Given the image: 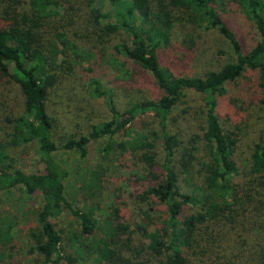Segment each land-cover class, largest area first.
<instances>
[{
  "label": "trees",
  "instance_id": "trees-1",
  "mask_svg": "<svg viewBox=\"0 0 264 264\" xmlns=\"http://www.w3.org/2000/svg\"><path fill=\"white\" fill-rule=\"evenodd\" d=\"M175 29L189 32L184 48ZM201 31L235 59L183 75ZM190 91L209 150L192 191L175 161V110ZM70 97L100 102L105 117L57 122L51 109ZM237 99L264 106V0H0V199L33 208L32 264H264V144L241 173L220 122ZM97 146L104 162L69 189L59 156L91 164ZM10 236L0 232V264H22Z\"/></svg>",
  "mask_w": 264,
  "mask_h": 264
},
{
  "label": "rangeland",
  "instance_id": "rangeland-1",
  "mask_svg": "<svg viewBox=\"0 0 264 264\" xmlns=\"http://www.w3.org/2000/svg\"><path fill=\"white\" fill-rule=\"evenodd\" d=\"M108 9L109 5L106 3L103 10L100 11L101 14L105 15ZM186 36L189 37L188 31L181 33L175 29L171 42L177 44L178 48H184L185 45L182 42L184 40L187 43ZM192 41L195 44L194 56L183 75L203 76L206 72L218 70L235 59L229 43L213 31L196 33L192 35ZM176 55L180 56V53H176ZM76 93L80 95L79 97L83 96L81 91ZM86 99L87 101L85 98L81 100V98L70 97L66 106H60L61 99H59L57 104L51 109L52 118H57V122L65 123L69 121L71 115L86 112L93 113L95 118L105 117L103 106L100 102L87 97ZM201 105V95L190 91L184 93L175 110L177 114L185 118L182 122L181 141L175 161L178 169L183 172L180 175V181L184 183L188 191L201 186L203 181L202 174H199V171L202 169V164L207 161L209 151L202 139H199L202 133L199 119V111L202 109ZM231 106H224L220 109V122L226 133L231 135L232 140H234L233 157L240 168V172L245 173L251 163V155L255 146L264 144V106L254 102H247L245 99H237ZM99 146H97L93 157L89 161L92 162L91 164L84 162L85 160L83 161L76 154L59 156V159L68 162L71 168V177L67 184L69 189H78L80 184L89 178L88 171L89 175L91 174L89 167L98 166L99 162H104L98 155ZM182 157L183 159H191L188 166L189 172L187 173L184 172V168H181L180 160ZM36 162L33 153H31L27 161L28 165L34 166ZM106 175L108 176L109 174L107 173ZM18 199V194H9L1 197L0 232H9L11 234L14 260L22 264H32L34 259L26 255L23 248L25 243L23 236L25 235L24 230L35 224L33 208L31 206L25 209L20 208L16 204Z\"/></svg>",
  "mask_w": 264,
  "mask_h": 264
}]
</instances>
